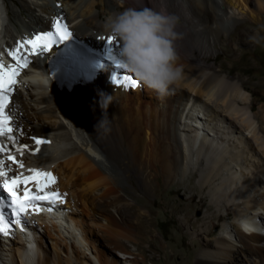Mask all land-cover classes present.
I'll use <instances>...</instances> for the list:
<instances>
[{
	"label": "bare ground",
	"instance_id": "obj_1",
	"mask_svg": "<svg viewBox=\"0 0 264 264\" xmlns=\"http://www.w3.org/2000/svg\"><path fill=\"white\" fill-rule=\"evenodd\" d=\"M56 1L64 5L58 11L49 0H0V61L14 64L6 49L53 29L57 18L78 38L118 54V46L101 39L112 34L98 14L107 21L127 8L147 7L179 18L175 49L183 76L165 97L139 81L136 88L110 85L103 73L68 91L48 77L45 53L29 57L6 109L20 126L16 147L28 145L23 155L11 150L24 168L7 154L0 159L11 165L10 175L51 171L58 178L51 189L66 196L52 212L25 214L23 230L0 234V264H146L143 242L153 223L156 177L167 191L164 209L193 228L188 258L179 256L177 264L192 258L194 264H264V137L253 128L259 116L244 81L233 80L224 64L214 69L208 62L216 48L228 49L220 44L224 36L237 40L232 47L241 53L250 43L260 45L264 0ZM33 137L46 141L39 151ZM123 173L143 193L141 211L127 198ZM206 196L204 213L194 217Z\"/></svg>",
	"mask_w": 264,
	"mask_h": 264
},
{
	"label": "snow or ice",
	"instance_id": "obj_2",
	"mask_svg": "<svg viewBox=\"0 0 264 264\" xmlns=\"http://www.w3.org/2000/svg\"><path fill=\"white\" fill-rule=\"evenodd\" d=\"M54 31L33 34L31 38L25 36L21 41L16 42V46L12 49H6L15 63L8 64L5 67L0 61V153L7 152V160L18 168L23 169L22 161L16 159L15 155L8 149L4 139L11 141L13 146L19 144L18 135H13L14 129L17 127L13 121V116L9 115L6 109L9 107L10 98L14 91V86L18 84L17 77L20 75L21 69H26L32 61L30 56L41 57L48 52L54 44L62 43L72 39V33L69 31L67 24L63 23V18H57L53 22ZM109 46L120 47V41L114 35L101 37ZM21 49L25 50L24 55H21ZM108 58L114 60L118 65L119 60L112 55V47L106 49ZM117 83L121 80L128 81L132 87L138 86V81L131 75L115 78ZM127 87V85H125ZM34 143L37 146L35 151H39V146L45 143L43 139L33 137ZM28 149V145H19L16 151L24 154ZM30 175H25L23 171L10 175L12 172L11 165L5 166L4 160L0 159V189L7 196L0 198V209H10V213L0 211V234L8 235L11 224H22V219L25 214L33 212L39 213L42 210L52 212L58 203H63L65 194H61L57 188L56 191H49L51 187L57 184L58 178L51 171H44L38 168L27 169ZM35 185L36 191H32L31 185ZM23 185V195H20L18 190ZM40 202H46L49 206L43 208ZM14 217L9 220L8 217ZM23 230V228L21 229Z\"/></svg>",
	"mask_w": 264,
	"mask_h": 264
},
{
	"label": "rangeland",
	"instance_id": "obj_3",
	"mask_svg": "<svg viewBox=\"0 0 264 264\" xmlns=\"http://www.w3.org/2000/svg\"><path fill=\"white\" fill-rule=\"evenodd\" d=\"M49 1H50L49 3H52L55 7L57 6L56 11L60 10L61 7L64 6V5L62 6L58 5L56 0H49ZM23 14L25 15L24 12ZM104 17L105 15L102 14L101 12L98 14V18L102 20L103 24H106V18ZM263 21H264V11H263ZM241 28L242 26L239 27V29ZM220 44L227 46L228 49L226 51H222L216 48L215 60L210 58L208 62L210 64L213 63L214 69H217L215 65L224 64L227 69H230V74L232 75L233 80L239 77L240 79H242V81H244L246 89L250 94L249 103L252 104L251 107L252 111L256 112L259 116L258 118L254 119V123H253L254 131H256L257 135L264 137V39L260 42V45H258L255 48L251 43L249 44V46L248 45L245 46V48L247 49H245L243 53L232 47V46L235 47L238 44V41L235 39L229 41V39H225L224 36ZM220 74L225 75L226 74L225 70L221 71ZM218 104L222 105L220 103ZM115 166L120 167L121 163L116 161ZM122 176L125 177L122 183L125 186L127 198L131 202L135 200L136 209L138 211H141L143 209V203L141 201L143 199V193L137 186L134 177L128 178V175H126V173H123ZM195 180L193 183H195L196 185L197 181ZM154 182L156 184L155 185L156 201L153 202V209H154V213L152 215L153 223L150 226L151 231L147 237L148 241L143 242L144 246L146 247L149 246L148 247L149 250L148 249H146V251L144 250L143 255L145 257L146 264H167V262H169L170 264H177L179 256L182 259L188 258V254L185 251L188 247L191 246L192 240L194 239L192 232L193 228L190 224L183 221V219L181 218L182 217L181 214L171 213L170 211L167 212L164 209L161 201L162 199L165 200L167 191L164 189V186L161 183L159 177H156ZM73 189L76 192H78L77 188L73 187ZM183 196L184 195L182 193H177L178 198H182ZM206 203H208L207 196L205 200L201 202L200 207L194 209L192 213L194 217L199 218L202 216L205 210ZM138 206H140V209H138ZM218 212L223 213V210L219 209ZM228 220L229 219L227 216L222 217V219L218 221L219 227H215L214 232L220 231V225L224 222L226 223ZM262 231H264V229H262ZM169 236L174 238L175 236L178 237L177 239L175 238L174 240L173 238L171 239L168 238ZM162 243L166 245V248L164 249L165 252L160 251L161 250L160 244ZM128 246L133 248L132 244L130 243H128ZM6 253L9 254V251H6ZM16 261L18 262L17 259ZM190 261H191L190 264H194L193 258ZM18 264L20 263L18 262ZM242 264H246V262H242Z\"/></svg>",
	"mask_w": 264,
	"mask_h": 264
},
{
	"label": "clouds",
	"instance_id": "obj_4",
	"mask_svg": "<svg viewBox=\"0 0 264 264\" xmlns=\"http://www.w3.org/2000/svg\"><path fill=\"white\" fill-rule=\"evenodd\" d=\"M3 16L0 7V21ZM178 19L147 7L127 8L110 16L105 24L120 41L118 58L122 66L159 97L169 95L171 86L183 76L175 49V41L180 38L175 31ZM99 123L103 124L104 119Z\"/></svg>",
	"mask_w": 264,
	"mask_h": 264
}]
</instances>
